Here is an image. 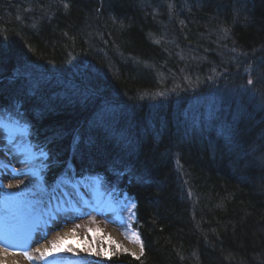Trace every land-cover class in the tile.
<instances>
[{"label": "trees", "instance_id": "1", "mask_svg": "<svg viewBox=\"0 0 264 264\" xmlns=\"http://www.w3.org/2000/svg\"><path fill=\"white\" fill-rule=\"evenodd\" d=\"M201 2L0 0V119L30 124L23 193L100 180L135 205L140 255L91 228L60 259L264 264V0Z\"/></svg>", "mask_w": 264, "mask_h": 264}, {"label": "rangeland", "instance_id": "2", "mask_svg": "<svg viewBox=\"0 0 264 264\" xmlns=\"http://www.w3.org/2000/svg\"><path fill=\"white\" fill-rule=\"evenodd\" d=\"M6 176L7 177L5 180H0V211L2 209L9 210L8 212L4 213L5 216L8 214L17 213L19 211V209H17V207H15L14 205L16 201L15 191L20 188L18 183L20 174L18 175V172L14 171L13 173ZM19 182L20 184H24L26 181L20 177ZM9 185H11V187H9ZM22 189H25V187H22ZM100 200L101 195L98 193L97 188L94 186L92 190L90 205H85L76 211H61L57 216H55L56 221L50 223L47 226H45V223H43V225L41 226V223L43 222L41 214L37 217L35 216L36 219L29 221V224L27 222L21 223L18 220L12 221V219L5 220L0 228L6 232L8 238L15 239V236L19 235L20 230H14L15 228L20 229L25 224H27L26 227L34 226V228H32L33 236H31L30 238L32 241L31 250H29L28 245V248H8L5 255L10 261H12L13 264H36V261H41L38 260V258L45 260V258H42L40 252H37L36 249H40V251L43 252L46 248L51 247L52 241L56 240L59 236L65 235L66 232H69L71 234L73 229L75 230V235L69 236V239L76 240L77 243H83L88 237H90L89 229L93 228L100 229L105 236L112 237L115 242L123 244L125 243L131 249L133 248L132 244H139L138 241L127 238V234H130L131 237H133V234L135 233L129 227H127V223L125 222L126 220H128L131 205L117 207L115 205H112V202L109 201L105 205V208L100 213H98L95 211V207ZM37 202L38 204L40 203V201ZM98 206L99 204H97V207ZM103 214L106 215L107 220L102 218V216H104ZM117 233L121 236L120 241L116 238ZM41 245H44L45 249H42ZM0 249L3 248L0 247ZM24 251H28L32 259L26 258L24 256ZM133 253H135V255H139L141 251L135 252V250H133ZM54 264L75 263H73L72 261H66L56 262Z\"/></svg>", "mask_w": 264, "mask_h": 264}, {"label": "snow or ice", "instance_id": "3", "mask_svg": "<svg viewBox=\"0 0 264 264\" xmlns=\"http://www.w3.org/2000/svg\"><path fill=\"white\" fill-rule=\"evenodd\" d=\"M249 83H252V81H249ZM19 124V121H17ZM30 124L28 122H25L23 127H16L11 128L8 124V122L4 119H0V130H3L5 133V139L7 140L8 144H14L19 138L21 137H27L30 135ZM43 155V153H41ZM32 176L36 177L37 179H40V176L36 172H32ZM11 187V185H9ZM46 190V189H45ZM131 207H135V205H131ZM91 231V229H89ZM99 231V229L97 230ZM71 236L75 235V230L73 229ZM134 241H138V235L135 233L133 234ZM69 243V234H65L63 236H59L56 240L51 242V247L46 248L43 252L40 251V249H36L37 252H40V255L42 258H47L49 256H52L54 253H58L60 251H63L65 248V245ZM115 243V241H113ZM0 246H3V252H7L8 247H16L13 245L6 237H0ZM116 247L118 249L122 248V245L117 244ZM143 249V244L141 242V250ZM69 251H72L71 248L68 249ZM84 251H92L91 248H85ZM124 251H127V249H124ZM100 253H97L99 255ZM135 255V253H133ZM24 256L28 259H32V257L29 255L28 251H24Z\"/></svg>", "mask_w": 264, "mask_h": 264}, {"label": "bare ground", "instance_id": "4", "mask_svg": "<svg viewBox=\"0 0 264 264\" xmlns=\"http://www.w3.org/2000/svg\"><path fill=\"white\" fill-rule=\"evenodd\" d=\"M201 1H203V0H197V2L199 3V4H202V2ZM241 1H243V0H241ZM253 1V0H252ZM116 41H114V42H110V45H113V46H116V47H119L120 49L119 50H121V52H125V51H123L122 49H121V46L118 44V43H115ZM160 51H162L163 49H159ZM139 62V61H138ZM143 63H146V64H149L150 62L149 61H146V60H141V62H139V63H137V64H139L140 66H143ZM162 87V85L159 87V88H161ZM102 96V94H98V95H95V97H101ZM100 178H103V174H101V175H98ZM239 176V175H238ZM240 178V177H239ZM100 180H95V183H96V185H95V187L96 188H98V189H100ZM107 184V183H106ZM108 185V184H107ZM155 186V185H154ZM104 190H107L106 192H104L103 193V198L105 199V200H107V201H111V202H116V201H118L119 200V197L116 195V194H114L112 191H110L108 188H105ZM65 234H69V236H71L70 235V233L69 232H66ZM1 237V236H0ZM116 238L120 241L121 240V236L117 233L116 234ZM132 246H133V250H135V252L136 251H140L141 249H140V246H139V244H137V243H135V244H132ZM42 247L44 248V246L42 245ZM0 264H13L12 263V261H10L6 256H4V255H0Z\"/></svg>", "mask_w": 264, "mask_h": 264}]
</instances>
